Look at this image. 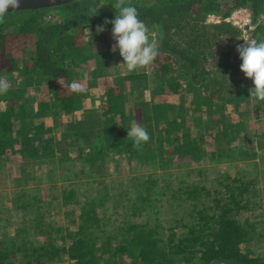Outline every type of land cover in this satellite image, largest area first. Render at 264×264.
I'll return each mask as SVG.
<instances>
[{"label": "trees", "instance_id": "16d2710c", "mask_svg": "<svg viewBox=\"0 0 264 264\" xmlns=\"http://www.w3.org/2000/svg\"><path fill=\"white\" fill-rule=\"evenodd\" d=\"M92 3L74 0L52 8L9 12L7 22L0 25V67L2 59L8 62L0 74L11 80L8 92L0 95V102L6 103L5 108L0 107V160L19 153L24 160L22 181L33 178L32 169L42 156L58 166L78 159L93 167L98 176L113 155H126L130 161L134 157L140 162L159 161L157 166L163 169L175 162L181 169L197 156H201L199 162L206 155L213 162L227 157L245 163L249 170L239 168L234 176L224 173L215 189L204 182V168L193 170L201 180L181 178V187L174 188L170 182L161 191L155 178L141 175L130 181L135 196L122 195L123 203L112 206V215H107L108 204L116 195L109 192L108 183L95 180L98 188L89 191L95 194L81 197L76 183H71L63 187L61 201L78 212H67V225L53 219L55 202L32 196L16 179L11 210L22 217L11 223L0 215V264H264V254L243 249L261 236L256 222L244 213L258 203L260 168L264 175V133L248 134L246 143L241 132L251 110L258 116L264 101L255 100L252 108L239 111L252 100L249 89L254 84L236 77L234 72L240 66L229 67L227 53L221 51L225 45L237 48L244 44L242 30L226 21L236 10L250 13L255 26L252 37L264 39V0H131L139 18L155 31L165 63L159 69L151 66V77L134 81L135 90L149 91L151 99L145 102L136 94L125 93L123 84L130 73L123 72L124 76L120 72V87L107 89L103 111L97 115L91 107H81V101L88 98L94 87L92 78L99 76V70L121 56L112 50V25L107 24L102 33L96 30L106 19L115 18L116 0H103L105 6L99 14L88 17ZM211 16L220 17L221 22L209 23ZM98 34L108 35L112 44L103 48L98 43L101 49L94 52L88 41L77 43L79 36L92 35L95 40ZM30 36L35 37V45L23 48L21 57L7 52L9 38L25 41ZM208 59L216 63L209 64ZM222 62L228 65L226 73H221ZM73 80L81 84L83 92L70 89ZM165 82L173 89L169 93ZM31 92L37 95L36 103L30 101ZM203 106L207 118L199 126H208L217 137L216 147L206 154L188 125L190 116L195 117ZM229 109L232 114L227 116ZM74 113L78 115L75 120L64 122L65 115ZM133 121L150 135L140 150L127 134ZM54 133L65 139H56ZM82 139L85 145H79ZM252 139L259 140L257 148L251 145ZM70 149L77 152L75 158ZM70 173H63L65 180L77 177L74 170ZM165 197L179 207L188 205L183 208L187 212L170 227L160 220Z\"/></svg>", "mask_w": 264, "mask_h": 264}, {"label": "rangeland", "instance_id": "374dc122", "mask_svg": "<svg viewBox=\"0 0 264 264\" xmlns=\"http://www.w3.org/2000/svg\"><path fill=\"white\" fill-rule=\"evenodd\" d=\"M216 18V17H214ZM241 21H239V25H244L247 19V13H244L240 16ZM213 17L208 18L209 23L216 22L218 19L212 20ZM260 19H263L261 17ZM255 28V26H254ZM254 28L249 31L244 32L242 35V39H253L252 37V31ZM250 34V35H249ZM106 36V37H105ZM98 34V37L95 36V40L92 38L93 36L90 35L89 37H82L79 36L77 39L78 45L85 44L88 41V46L92 45L93 51L100 50L101 48L98 45L105 48L108 47L110 44H112L109 41V36L105 34ZM13 38V37H12ZM11 39L10 42L14 43H6L5 47L7 48V52L13 51L15 54L17 53V57H21V50L23 48L32 49L35 45V37L30 36L25 41L21 37L15 38V40ZM89 38V39H86ZM245 43V41H244ZM231 45H225L222 48V53H227V61L229 63V67H231L234 63L238 66L241 65L242 61L240 59L239 53L237 52V48L234 44ZM91 47V46H90ZM91 48H89V51ZM216 53V49L214 50ZM218 55H221L218 53ZM164 56L159 53L155 64L158 66L157 69H159L160 65L164 64ZM20 59V58H17ZM78 61V57L75 58ZM3 60V59H2ZM0 70L4 69L6 66H8V62L6 63L5 60H3ZM209 60V59H208ZM114 62H110L102 67V69L99 70L100 73H98L99 76L92 78L94 81V87H91L89 89V96L88 98H84L81 101V107L84 109L87 107H91L94 111V114H100V112L103 111L104 108V101H105V93L107 89L110 86H117L120 87V84L118 83L120 72L130 73L129 75L123 73V75H127L124 90L125 93H133L136 94L137 97L141 98V101L145 102L146 99L150 98L149 91H139L135 90L134 81L151 77L153 73L154 68H141L138 69L135 72H128L124 66H119L123 63V58H116L112 60ZM216 63L215 61L209 60V64ZM223 63V64H222ZM222 72L226 73L228 71L227 66L225 62H222ZM214 66V65H213ZM208 67H210L208 65ZM215 67V66H214ZM236 71V70H234ZM235 76L241 79H244L248 82V84H251L253 81L246 78L245 74L241 70H237L234 72ZM0 77H6L3 74H0ZM221 77V76H220ZM8 79V78H7ZM220 83L221 80H218ZM11 83V80H9ZM156 82V81H155ZM154 83V82H153ZM156 83H159L156 82ZM225 82H223L224 84ZM85 84V82H84ZM169 82L164 83V87L166 90V87H169ZM173 89L170 86L166 92L169 93ZM136 91V92H135ZM33 92H31L32 96ZM37 94V93H36ZM207 93L203 92V95H206ZM191 95V93H190ZM189 95L188 103L191 102V96ZM36 96L33 95L30 98V101H33V103H36ZM39 97V96H38ZM151 99V98H150ZM128 101V100H127ZM128 103V102H127ZM130 104V103H129ZM255 104V99L252 98L250 102L246 105L245 108H242V106L239 108L240 112H243L247 108H252ZM0 107L5 108L6 103L0 102ZM201 112H198L197 114H194L195 117L190 116V119H188V125L191 127L193 134H195L197 145L199 149L202 151V153L206 154L209 153L211 150H213L217 145V137L216 133L208 131V126H205V128L199 126L201 121L207 118L206 109L205 106L201 107ZM139 110V109H138ZM255 109H252L250 112V115L247 118V124H245L242 129V135L246 138L247 143V136L248 134L254 135L255 133H264V105L260 107V110L258 112V116L255 112ZM220 113V112H219ZM227 116L232 114L231 110L229 109L227 112H225ZM252 113V114H251ZM219 117L221 115H218ZM78 115L74 113V115H65L64 116V122L75 120ZM138 119H140V113L137 114ZM37 123L41 122V119L35 120ZM52 121V120H49ZM237 121L239 122V118H237ZM88 122V121H87ZM208 125V124H206ZM120 129L122 127L120 126ZM205 129V130H204ZM248 129V130H247ZM125 131V130H124ZM126 133V132H125ZM201 133H204V139L202 137H199ZM53 132L50 134H45V138L52 136ZM128 134V133H127ZM246 134V136H245ZM60 138L65 139V135H55L56 139ZM249 142V141H248ZM253 142V143H252ZM251 145L255 148L258 147V142L254 141L252 139ZM66 144V143H64ZM152 144V142H151ZM79 145H85L84 139H82V142L79 143ZM154 146V144H152ZM66 146V145H65ZM70 149V155L71 157H76L77 152ZM182 153H185L182 150ZM45 156H42L37 159V165H35L32 169L33 171V178H29L28 180L21 179V164L24 163V160L20 157L19 153L11 155L9 157H4L0 160V212H2L1 217L5 220L10 219L11 223L18 222L19 219H21L20 213L14 212L11 209H13V203H12V197L14 195V192L17 191V182H15L16 179H19L22 183L21 189L29 191V193L32 196L41 195V197L44 200L53 201L56 205H58L56 208L53 209V219L60 221L62 224L67 225L68 224V218H67V212L69 211H75L78 212V209L75 206L70 207H64L62 205L61 197H62V189L64 186H67L71 183H76L79 192L78 195L81 197L82 195H91L95 194L94 191L89 192L93 187H97L94 184L95 180H101L105 183H108V186H110V193L116 195L114 198L111 199V202L108 204L109 210L107 212V215H112V206H114L116 203H123L122 201V195L125 193H129V197H134L136 193H134L133 190V184L130 182L131 179L139 176H143L145 179L146 177L152 176L156 179V181L159 183V191L163 190L166 183L172 184L174 188H179L182 185L180 183L181 178L186 179L189 182L199 181L202 179V177L197 176L196 171H193L197 168H204L207 170V178L205 179V183L209 189H215L219 188L220 186L216 182L218 178H220L224 173L230 174V176H234L239 168H247L245 167L246 164L243 162L238 161H231L227 157L220 158V161H212V158L210 156L206 155L201 162V156L195 157L192 161H190V164L188 166L180 167L177 166V162L175 164H168L166 168H161L157 166L159 161H155L156 163H153L152 161H139V158H132L130 161L129 158L126 155L119 156V155H113L111 159L107 158L106 162L103 165V170H101L99 176L96 175L97 172L93 170V167H89V165L83 164L80 160L76 159L75 163H65L62 166H58L56 164H51L47 161H45ZM40 161V162H39ZM261 163V162H260ZM191 169L193 171L191 175ZM249 170V168H247ZM261 172H259V194L257 198V205L253 210L246 211L244 214L247 216L250 221H254L257 224V233H259L261 236L253 239L249 244H246L243 249L246 252H255V253H261L264 254V175L263 170L260 168ZM70 170H74L77 173L76 178H72L71 180H65L64 178L67 176L63 173H67L70 175ZM190 172V173H189ZM93 173L95 176H91L90 174ZM191 176V177H189ZM102 187V186H99ZM98 188V187H97ZM169 198V197H168ZM167 197L163 199L162 202V208L160 210V220L164 223L165 227L172 226V222L174 219L179 220L187 211L183 209L184 207H188V205L179 207V204L176 202H173L174 204H171L173 200H169ZM124 209L120 208L119 211H123ZM100 215H102L101 212H99ZM176 220V221H177ZM178 228L180 230L181 223L178 224ZM71 226V225H70ZM14 227V225H13ZM11 227V229H13ZM73 228V226H71ZM180 234H183L181 232Z\"/></svg>", "mask_w": 264, "mask_h": 264}, {"label": "clouds", "instance_id": "9594fccd", "mask_svg": "<svg viewBox=\"0 0 264 264\" xmlns=\"http://www.w3.org/2000/svg\"><path fill=\"white\" fill-rule=\"evenodd\" d=\"M21 3L22 0H0V25L7 22L8 10L11 8L13 13L17 12L21 8ZM104 6L103 0H93L88 7V17L98 15ZM114 8L116 9L115 18L106 19L104 25H97V33L104 32L107 24L112 25V36L115 41L112 50L119 51L123 58V63L119 66H124L128 72L150 68L159 55V43L155 38V31L139 18V12L132 5L131 0H116ZM243 40L245 43L237 47L242 61L240 70L246 78L253 81L254 88L249 89L250 97L257 101H264V39ZM83 76L86 79L87 73ZM10 86L6 77H0V95H5ZM70 89L75 93L84 91L81 84L75 80L71 82ZM128 137L134 141L133 146L137 150L150 140L147 129L137 121L132 122Z\"/></svg>", "mask_w": 264, "mask_h": 264}, {"label": "water", "instance_id": "95a60500", "mask_svg": "<svg viewBox=\"0 0 264 264\" xmlns=\"http://www.w3.org/2000/svg\"><path fill=\"white\" fill-rule=\"evenodd\" d=\"M72 1L74 0H22L21 8L17 11L26 9L52 8L70 3ZM8 12H13V10L10 8Z\"/></svg>", "mask_w": 264, "mask_h": 264}, {"label": "built area", "instance_id": "2783aa9c", "mask_svg": "<svg viewBox=\"0 0 264 264\" xmlns=\"http://www.w3.org/2000/svg\"><path fill=\"white\" fill-rule=\"evenodd\" d=\"M244 13H247V19H246V22L244 23V25H239L238 23H239V21H241L240 16H241L242 14H244ZM211 17H213L212 20H214V19H218L216 22L213 21V23H219V22H221L220 17H216V18H214L215 16H211ZM211 17H210V18H211ZM226 21L231 22L234 26H236L237 28L241 29L242 32H243V31H244V32H247V31L250 30V31H249V33H250L251 30L254 28V26H252L251 15H250V13H249L248 11H246V10H236V11H234L233 14H232L228 19H226ZM242 35H243V33H242ZM249 35H250V34H249Z\"/></svg>", "mask_w": 264, "mask_h": 264}]
</instances>
